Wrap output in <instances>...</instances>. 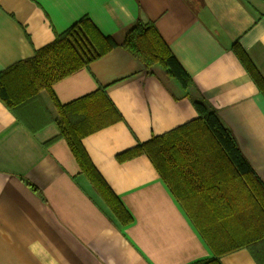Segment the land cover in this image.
<instances>
[{"label":"crops","instance_id":"1","mask_svg":"<svg viewBox=\"0 0 264 264\" xmlns=\"http://www.w3.org/2000/svg\"><path fill=\"white\" fill-rule=\"evenodd\" d=\"M84 15L103 35L118 38L137 19L153 23L192 82L184 88L159 65L149 74L141 60L116 47L52 85L60 104L102 88L122 115L81 142L130 214L127 225L81 173L66 140L46 144L59 127L45 91L24 107L35 132L0 100V264H192L212 258L148 157L117 156L198 117L196 98L217 113L264 182V94L232 50L237 43L264 79V0H0V71L32 57ZM220 262L256 264L246 248Z\"/></svg>","mask_w":264,"mask_h":264},{"label":"trees","instance_id":"2","mask_svg":"<svg viewBox=\"0 0 264 264\" xmlns=\"http://www.w3.org/2000/svg\"><path fill=\"white\" fill-rule=\"evenodd\" d=\"M122 47L141 60L149 74L159 65L186 88L192 80L153 23L136 20L121 38L103 35L88 15L82 16L48 44L0 71V100L35 132L24 107L41 99L45 91L56 109L59 127L81 173L101 196L121 225L132 221L92 163L82 138L122 119L106 91L98 88L79 99L60 104L52 85L87 66L108 51ZM257 88L264 94V79L237 43L232 46ZM198 117L118 154L120 161L146 155L186 210L214 252L192 264H221L220 256L246 248L256 264H264V182L242 154L239 145L217 113L196 98L191 99ZM219 174L207 178L204 173ZM34 188V187H32ZM35 189V188H34ZM208 208L209 214H196Z\"/></svg>","mask_w":264,"mask_h":264}]
</instances>
